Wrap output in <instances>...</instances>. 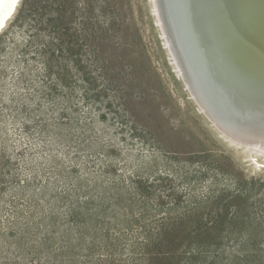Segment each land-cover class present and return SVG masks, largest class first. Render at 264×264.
Returning a JSON list of instances; mask_svg holds the SVG:
<instances>
[{
	"label": "rangeland",
	"instance_id": "1",
	"mask_svg": "<svg viewBox=\"0 0 264 264\" xmlns=\"http://www.w3.org/2000/svg\"><path fill=\"white\" fill-rule=\"evenodd\" d=\"M20 3L0 34V264H264V149L197 104L152 0Z\"/></svg>",
	"mask_w": 264,
	"mask_h": 264
},
{
	"label": "bare ground",
	"instance_id": "2",
	"mask_svg": "<svg viewBox=\"0 0 264 264\" xmlns=\"http://www.w3.org/2000/svg\"><path fill=\"white\" fill-rule=\"evenodd\" d=\"M20 1L22 0H0V34L4 32L10 21L17 14L21 4ZM180 1L183 3L182 0ZM172 3L174 5V2ZM233 3L241 5L243 12L240 21L245 28H248L244 32L240 30L237 25L238 21H236L237 14L236 17H232V22H227L231 23L232 26L237 25L239 30L236 29L234 31L231 28L230 31L232 33L226 35L225 38H222L218 42L219 44L216 47L218 49V56L216 57L215 65H211L204 60L205 54L203 53V49L210 50V52L212 49L207 46L206 41L203 40V36H208L209 38L210 35H204L199 31L202 22L198 21L197 18L194 19L197 16L194 8L190 9L189 12L193 17L192 22L197 32H191L192 29L189 28L190 38L188 41L186 40L187 42L185 41L184 47L181 46L180 41L176 40V37H173V33L170 31L169 19L172 18L168 11L163 9L161 0H152V9L159 31L168 42V52H170L171 60L174 61L173 64L175 66L180 67L182 80L189 86L188 88L192 91L197 104L201 105V108H204L207 115L210 113V117L218 123V126L229 133L235 140L247 139L249 141L245 142H250L251 144L255 142L256 144H253L260 145V148H258L263 150L264 126L260 124L262 117L255 116V120L251 119L248 121L252 122L251 124L245 125V121H242L236 128L227 127L218 118L217 114L211 111L203 94V81L207 78L214 80V77L218 76V79L224 84L226 91L234 98L237 97L239 101H242V104L248 103L249 105L251 102L259 99L258 103L261 102V107L258 110H264V104L262 105L264 103V94L263 96L253 95L254 92L250 89L254 80L257 81L258 78L264 80V76H259L264 75V0H233ZM177 8L174 10H178ZM175 18L177 21L183 19V24L181 23V25H184L185 29L187 22L184 20L185 16L176 15ZM220 61L224 62L223 68ZM251 73L252 75H250ZM250 110L251 107L247 109V111ZM258 148L256 149L259 150Z\"/></svg>",
	"mask_w": 264,
	"mask_h": 264
},
{
	"label": "water",
	"instance_id": "3",
	"mask_svg": "<svg viewBox=\"0 0 264 264\" xmlns=\"http://www.w3.org/2000/svg\"><path fill=\"white\" fill-rule=\"evenodd\" d=\"M161 0L163 5V9L167 10L172 19L170 21V31L173 33V37H176V40L179 42L181 46L184 47L185 41L189 40V28L192 29L191 32L196 31V27L193 25V17L190 14V9L194 8L197 12V16L194 19H198L201 21L200 30L202 34H209L208 36H203V40L206 41L207 46L212 49L210 50L203 49V53L205 54L204 60L209 64H216V57L218 56V49L216 48L221 41L222 38H225L226 35L231 34L230 29L232 28L234 31L240 28V30L247 31L244 25L241 23L242 12L243 9L240 4L235 5L233 0ZM174 2V5L173 3ZM229 4V6H228ZM175 6V7H174ZM178 7V8H177ZM177 8L178 10H174ZM181 8V9H180ZM164 10V11H165ZM235 11V12H234ZM238 23V27L232 26V17H236ZM176 15L185 16L184 20L186 22V28L184 29L183 19L177 21L175 18ZM251 25V24H250ZM230 27V28H228ZM239 30V29H238ZM198 31V32H199ZM207 32V33H206ZM198 34V33H196ZM240 34L242 35L241 31ZM186 41V42H187ZM212 42V44H211ZM183 53V52H182ZM207 63V65H208ZM222 68L224 67V62H221ZM264 72V70H263ZM247 73V72H246ZM256 73V72H255ZM252 75V73L250 74ZM264 76V75H259ZM214 80H209L208 78L203 81V90L204 97L207 101L212 112L217 114L218 118L223 122L227 127L236 128L242 121H245L246 124H251L252 122H248L251 119L255 120V116H260L262 119L260 120L261 126H264V110H258L261 107V102L258 103L259 99L255 102H251L242 104V101H239L237 97H233L230 95L224 84L218 79V76L214 77ZM244 80V79H243ZM253 85L250 87L253 90V95L263 96L264 94V80L257 79L252 83ZM247 97V96H246ZM245 98V97H243ZM264 103H262L263 105ZM253 106V107H252ZM251 107L250 111L247 109ZM211 114L209 113L208 116ZM255 122V121H254ZM253 122V123H254ZM257 123V122H256ZM244 141H249L247 139H242Z\"/></svg>",
	"mask_w": 264,
	"mask_h": 264
},
{
	"label": "trees",
	"instance_id": "4",
	"mask_svg": "<svg viewBox=\"0 0 264 264\" xmlns=\"http://www.w3.org/2000/svg\"><path fill=\"white\" fill-rule=\"evenodd\" d=\"M75 211V213H76V215L75 214H72V216H73V218H74V220H75V222H78V223H80V216H79V212H76V210H74ZM74 211H73V213H74ZM145 237H144V239L145 240H147L148 239V237H149V234H145L144 235ZM145 242H147V241H145ZM135 259H133V261H134Z\"/></svg>",
	"mask_w": 264,
	"mask_h": 264
}]
</instances>
